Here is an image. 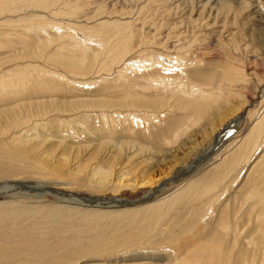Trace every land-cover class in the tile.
Returning <instances> with one entry per match:
<instances>
[{"label": "rangeland", "instance_id": "obj_1", "mask_svg": "<svg viewBox=\"0 0 264 264\" xmlns=\"http://www.w3.org/2000/svg\"><path fill=\"white\" fill-rule=\"evenodd\" d=\"M0 264H264V0H0Z\"/></svg>", "mask_w": 264, "mask_h": 264}, {"label": "bare ground", "instance_id": "obj_2", "mask_svg": "<svg viewBox=\"0 0 264 264\" xmlns=\"http://www.w3.org/2000/svg\"><path fill=\"white\" fill-rule=\"evenodd\" d=\"M238 121V120H237ZM237 121L235 120V121H233V123L232 124H230V125H232V126H234L235 125V123H237ZM227 128H229V126L227 127ZM218 143H220V141L218 142ZM217 143V144H218ZM216 146H214L213 148H215ZM204 162V161H203ZM202 163V162H201ZM196 165H198V163L197 164H195V165H193V167L195 168L196 167ZM192 166L190 167V169L191 168H193ZM188 170H189V168H188ZM192 170V169H191ZM168 186V185H167ZM162 191V190H161ZM161 191H158V192H161ZM159 194V193H158ZM150 200V199H149ZM149 200H145L144 201V203H148L149 202ZM79 201V200H78ZM82 201V200H81ZM100 201V200H99ZM80 202V201H79ZM94 202V201H93ZM96 203H95V205H97V206H100V205H102V206H104V207H106L107 206V204H116V205H114V207H117V205H118V207H123V206H126V207H136L137 206V204L136 205H123L122 203H124L125 201H123V202H112V201H107V203H105V202H98V201H95ZM143 203V204H144ZM80 205V204H79ZM108 206H110V205H108ZM118 209H120V208H118Z\"/></svg>", "mask_w": 264, "mask_h": 264}, {"label": "water", "instance_id": "obj_3", "mask_svg": "<svg viewBox=\"0 0 264 264\" xmlns=\"http://www.w3.org/2000/svg\"><path fill=\"white\" fill-rule=\"evenodd\" d=\"M158 189L159 188H157L156 190H155V192H157L158 191ZM154 192V193H155ZM151 197V196H150ZM140 201H141V199L140 200H135V201H129V200H127V201H125L124 203H122L123 205H136V204H139L140 203Z\"/></svg>", "mask_w": 264, "mask_h": 264}]
</instances>
